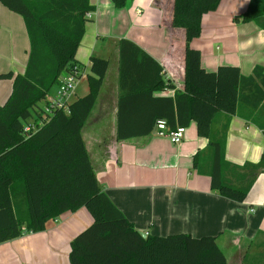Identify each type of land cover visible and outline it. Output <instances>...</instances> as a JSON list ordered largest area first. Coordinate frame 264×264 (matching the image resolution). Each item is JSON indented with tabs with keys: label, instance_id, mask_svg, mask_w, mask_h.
<instances>
[{
	"label": "trees",
	"instance_id": "16d2710c",
	"mask_svg": "<svg viewBox=\"0 0 264 264\" xmlns=\"http://www.w3.org/2000/svg\"><path fill=\"white\" fill-rule=\"evenodd\" d=\"M122 9L128 0H110ZM222 0H172L170 28L184 34V72L181 90L173 97H154L174 86L163 80V68L136 44L118 42L119 98L116 138L126 140L152 133L164 120L169 129L196 125L198 137L208 140L193 157V168L210 181V190L242 203L257 177L264 173V154L257 164L232 165L225 160L227 125L215 131L217 114L235 115L240 106L245 120L264 138V73L255 68L248 77L234 66L205 71L200 52L190 43L198 39L202 18L215 12ZM23 19L29 40L22 73H0L12 80V90L0 106V244L43 232L66 213L84 208L92 220L70 242L68 264H226L216 236L187 234L145 237L139 233L102 190L82 139V129L100 92L109 62L91 56L89 92L56 112L30 136L24 124L40 117L45 104L74 65L86 23L95 7L89 0H0ZM264 0H249L236 17L264 30ZM79 66V65H78Z\"/></svg>",
	"mask_w": 264,
	"mask_h": 264
},
{
	"label": "crops",
	"instance_id": "0c3cea01",
	"mask_svg": "<svg viewBox=\"0 0 264 264\" xmlns=\"http://www.w3.org/2000/svg\"><path fill=\"white\" fill-rule=\"evenodd\" d=\"M89 1L95 11L86 23L75 61L90 74L91 56L111 59L81 132L102 190L141 234L216 236L226 264H264V173L246 199L234 203L212 192L209 178L193 168V157L208 145L207 139L198 137L194 122L185 128L179 144H171L153 131L126 140L116 138L121 39L151 56L163 68V80L174 86V90L155 92L154 97H173L175 90L182 89L184 34L170 28L172 0H128L122 9L110 0ZM248 3L222 0L215 12L202 18L200 37L190 46L200 52L205 71L234 66L243 77L251 76L255 68L264 73V30L254 22L234 20ZM261 23L264 25V19ZM28 52L23 19L0 4V73H22ZM111 66L114 71L108 76ZM83 71L69 104L89 92V74ZM11 90L12 80H0V106ZM248 115L240 106L235 115L219 113L213 121L215 131L227 125L225 160L232 165L257 164L264 154L262 132L244 119ZM91 222L84 208L66 213L43 232L0 244V264H68L71 240Z\"/></svg>",
	"mask_w": 264,
	"mask_h": 264
},
{
	"label": "built area",
	"instance_id": "2783aa9c",
	"mask_svg": "<svg viewBox=\"0 0 264 264\" xmlns=\"http://www.w3.org/2000/svg\"><path fill=\"white\" fill-rule=\"evenodd\" d=\"M82 67L74 65L66 71L60 79V84L54 94L47 97L44 106L41 108L40 117L28 120L23 126L25 136L35 133L43 126L56 112H67L70 97L74 94L76 82L83 75ZM153 133L167 138L171 144H179L184 138L185 128L177 127L169 129L164 120H158L153 128ZM147 236V233H143Z\"/></svg>",
	"mask_w": 264,
	"mask_h": 264
},
{
	"label": "rangeland",
	"instance_id": "374dc122",
	"mask_svg": "<svg viewBox=\"0 0 264 264\" xmlns=\"http://www.w3.org/2000/svg\"><path fill=\"white\" fill-rule=\"evenodd\" d=\"M103 59H104V58H103ZM106 60H108V62L110 61V62H109V65H111V59H110V58H109V59L106 58ZM79 66H80V65H79ZM81 67H82L83 70H85V73H88V69H86V67H84L83 64H81ZM112 71H114V69H113V67L111 66L110 69H109V71H108V76H109L110 73H112ZM88 74H89V73H88ZM86 75H87V74H86ZM78 81H79V80H77L76 84H78ZM81 82H84V81H81ZM84 83H85V82H84ZM43 106H44V104H41V107H43ZM94 114H95V109H94L92 115L94 116Z\"/></svg>",
	"mask_w": 264,
	"mask_h": 264
},
{
	"label": "water",
	"instance_id": "95a60500",
	"mask_svg": "<svg viewBox=\"0 0 264 264\" xmlns=\"http://www.w3.org/2000/svg\"><path fill=\"white\" fill-rule=\"evenodd\" d=\"M142 236H143V237H145V235H144V234H142Z\"/></svg>",
	"mask_w": 264,
	"mask_h": 264
}]
</instances>
